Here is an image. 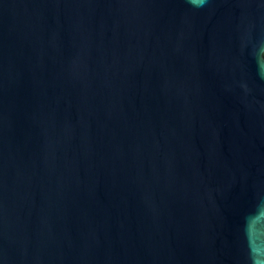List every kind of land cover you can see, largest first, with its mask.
<instances>
[{"label":"water","instance_id":"water-1","mask_svg":"<svg viewBox=\"0 0 264 264\" xmlns=\"http://www.w3.org/2000/svg\"><path fill=\"white\" fill-rule=\"evenodd\" d=\"M0 264H264V0H0Z\"/></svg>","mask_w":264,"mask_h":264}]
</instances>
